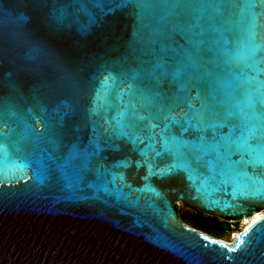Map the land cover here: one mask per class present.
Here are the masks:
<instances>
[{
	"label": "water",
	"instance_id": "obj_1",
	"mask_svg": "<svg viewBox=\"0 0 264 264\" xmlns=\"http://www.w3.org/2000/svg\"><path fill=\"white\" fill-rule=\"evenodd\" d=\"M180 204L264 209V0H0V264H264Z\"/></svg>",
	"mask_w": 264,
	"mask_h": 264
},
{
	"label": "trees",
	"instance_id": "obj_2",
	"mask_svg": "<svg viewBox=\"0 0 264 264\" xmlns=\"http://www.w3.org/2000/svg\"><path fill=\"white\" fill-rule=\"evenodd\" d=\"M179 212H181L179 214L181 220L184 221L186 224H188V225H190L196 229H199L201 231H204L206 233H209L210 235H212L216 238L221 239V235L224 233V231L230 230V222L223 221L219 218H214V219H217L219 224H224L222 229H220V228L219 229H212L207 225L199 224V222L196 221L195 217L197 218L198 215L202 216V214H201V212H199L198 210H196L193 207L187 206L186 209H184V210H182L180 207ZM204 218H206V217H204Z\"/></svg>",
	"mask_w": 264,
	"mask_h": 264
},
{
	"label": "rangeland",
	"instance_id": "obj_3",
	"mask_svg": "<svg viewBox=\"0 0 264 264\" xmlns=\"http://www.w3.org/2000/svg\"><path fill=\"white\" fill-rule=\"evenodd\" d=\"M180 207L182 210L186 209L187 206L180 204ZM260 211H264V209L260 210ZM181 212H179L180 214ZM201 215H198L197 218L195 217L196 221L199 222V224L201 225H207L212 229H222V227L224 226V224H219L217 219L214 218H218L215 216H209V215H205L203 213H201ZM206 217V218H204ZM247 222L246 221H238L237 224L235 225V230H240V228H242ZM221 239L224 241H230L233 239V234L231 233V230H227L224 231V233L221 235Z\"/></svg>",
	"mask_w": 264,
	"mask_h": 264
},
{
	"label": "snow or ice",
	"instance_id": "obj_4",
	"mask_svg": "<svg viewBox=\"0 0 264 264\" xmlns=\"http://www.w3.org/2000/svg\"><path fill=\"white\" fill-rule=\"evenodd\" d=\"M121 3L124 4L125 6L131 7V8L140 9V6H142L144 4V0H121ZM221 126H223V125H221ZM91 155H92V153L86 152L84 154V159L87 160V158ZM66 179L68 180V186L72 187L73 186V178L67 177Z\"/></svg>",
	"mask_w": 264,
	"mask_h": 264
},
{
	"label": "bare ground",
	"instance_id": "obj_5",
	"mask_svg": "<svg viewBox=\"0 0 264 264\" xmlns=\"http://www.w3.org/2000/svg\"><path fill=\"white\" fill-rule=\"evenodd\" d=\"M264 215V211H257L253 215L249 217L242 218V221H246L247 223L245 224L246 227H248L253 221H255L258 217ZM235 236V234L233 235Z\"/></svg>",
	"mask_w": 264,
	"mask_h": 264
},
{
	"label": "built area",
	"instance_id": "obj_6",
	"mask_svg": "<svg viewBox=\"0 0 264 264\" xmlns=\"http://www.w3.org/2000/svg\"><path fill=\"white\" fill-rule=\"evenodd\" d=\"M237 223L236 222H230V230H231V233L234 235H236L237 234V232L238 231H240V230H242V229H244L245 227H246V225H244L242 228H240V230H235V225H236ZM235 236H233V238H234Z\"/></svg>",
	"mask_w": 264,
	"mask_h": 264
},
{
	"label": "flooded vegetation",
	"instance_id": "obj_7",
	"mask_svg": "<svg viewBox=\"0 0 264 264\" xmlns=\"http://www.w3.org/2000/svg\"><path fill=\"white\" fill-rule=\"evenodd\" d=\"M179 209H180V206H179ZM178 213H179V210H178Z\"/></svg>",
	"mask_w": 264,
	"mask_h": 264
}]
</instances>
